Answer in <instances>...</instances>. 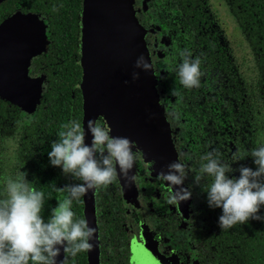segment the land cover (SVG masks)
Returning a JSON list of instances; mask_svg holds the SVG:
<instances>
[{
    "label": "flooded vegetation",
    "instance_id": "af4514ba",
    "mask_svg": "<svg viewBox=\"0 0 264 264\" xmlns=\"http://www.w3.org/2000/svg\"><path fill=\"white\" fill-rule=\"evenodd\" d=\"M246 3L251 14L244 25L240 17L241 0H132L153 65L156 90L173 149L177 160L179 158L189 169L184 187L191 186L192 197L181 204L169 203L175 189L157 176L161 170L167 171L173 157L165 160L146 154L136 144L140 156L129 173L136 176L134 183H130L117 166V178L111 185L98 192L90 190L79 202H73L74 219L86 220L95 233L90 240L92 249L74 258L69 254L67 264H94L95 259L96 264H259L250 249L237 248L236 244L230 249L214 245L206 230L209 235H218L217 229L209 227V221L217 219L222 209L208 205L205 191L211 177L205 176L199 186L194 183L201 158L207 153L218 152L224 163L239 169L247 167L252 150L264 145V54L254 45L252 3L250 0ZM81 12L82 6L77 44L67 48L69 42L64 40L62 56L57 48L51 49L54 34L48 29L45 18L39 16L46 24L49 46L45 53L33 57L28 67V77L35 80V84L40 81L41 87L40 103L35 111L27 113L0 99L6 107L17 110L19 121L16 129L8 114L5 127L0 126V162L6 164L8 171H22L19 164L11 163V158L17 160L21 141L27 135L22 129L25 126L37 127L35 131L46 139L48 147L59 139L61 126L70 120H78L84 128L80 89L83 77ZM185 49L202 61L201 70L205 74L199 88L184 89L178 83L176 69L182 62L180 53ZM51 52L55 55L54 62L52 59L47 63L46 55ZM71 62H74L73 72L65 75H79V80L66 84L64 92L55 89L51 77H61V70L67 71V63ZM173 86L180 89V96L170 95ZM54 91L60 99L70 96L58 112L65 120L54 127V135H48L36 120L40 111H47L46 96ZM97 93L100 95V91ZM95 99V119L111 129L113 115L102 111V97ZM123 137H126L125 132ZM234 155L238 156V162L233 160ZM59 174V181L54 184L56 189L81 183L65 176L62 169ZM239 176L238 171L229 174V178ZM60 198L61 193L57 191L54 208ZM61 249V261H64ZM225 250L227 254L221 257L219 253Z\"/></svg>",
    "mask_w": 264,
    "mask_h": 264
},
{
    "label": "clouds",
    "instance_id": "9594fccd",
    "mask_svg": "<svg viewBox=\"0 0 264 264\" xmlns=\"http://www.w3.org/2000/svg\"><path fill=\"white\" fill-rule=\"evenodd\" d=\"M180 56L182 62L176 69L179 85L184 89L199 88L205 74L200 57L193 58L187 49ZM135 67L154 75L153 65L143 55L137 58ZM132 78L139 80V72H134ZM170 95L180 96L181 91L173 86ZM61 129L59 139L52 143L48 153L51 165L81 183L57 189L61 198L46 222L41 214L44 193L30 186L27 173L20 171L14 179L8 178L0 194V264H67L69 254L74 258L78 253L90 251L95 229L84 219H74L73 202H79L90 190L98 192L111 185L117 178V166L130 183L137 179L129 173L140 149L129 138L111 135V129L97 119L87 122L91 145L86 143L85 129L78 120H70ZM251 157L256 170L245 166L233 169L220 159L218 152H209L201 158L194 183L199 186L205 176L211 177L205 191L207 202L210 208L222 209L219 217L222 230L250 220L264 221L258 214L264 206V145L252 150ZM233 160L238 162V156L234 155ZM234 171L240 173L239 178H229ZM188 173L179 158L167 166V171L159 172L157 179L175 189L169 203L181 204L191 199V186L184 187ZM61 248L65 260L58 262Z\"/></svg>",
    "mask_w": 264,
    "mask_h": 264
},
{
    "label": "water",
    "instance_id": "95a60500",
    "mask_svg": "<svg viewBox=\"0 0 264 264\" xmlns=\"http://www.w3.org/2000/svg\"><path fill=\"white\" fill-rule=\"evenodd\" d=\"M4 1L0 0V4ZM81 27L80 89L86 143L91 145L87 122L95 119L98 96L103 98L104 114L108 111L113 115V136L121 133L124 136L125 132L144 153L165 160L173 157V162L177 161L155 76L151 71L135 67L140 55L150 61L132 0H83ZM48 46L46 24L36 13L16 11L0 23L1 100L27 113L35 111L40 103L41 87L40 81L35 84L28 77V67L32 58L45 53ZM95 66L98 68L94 69ZM134 72H139V80L133 81ZM59 257L58 262H62V253Z\"/></svg>",
    "mask_w": 264,
    "mask_h": 264
},
{
    "label": "trees",
    "instance_id": "16d2710c",
    "mask_svg": "<svg viewBox=\"0 0 264 264\" xmlns=\"http://www.w3.org/2000/svg\"><path fill=\"white\" fill-rule=\"evenodd\" d=\"M250 2L252 3V31L254 32V45L261 49L264 54V0H250ZM81 6L82 0H5L0 4V23L16 11L36 13L39 16L42 15L48 24V29L54 34L52 37L53 46L51 49L57 48L60 52V56H62L65 54L64 40L69 42L67 48L73 47L77 44L79 12ZM241 6L243 9L240 15L241 22L245 25L247 16L251 14L249 13L251 11H249V6L246 3V0H241ZM54 58V52L48 53L46 55L47 63L52 59L54 62ZM73 64L74 62L67 63L68 70H61V77H51V85L54 86L55 89H61V91L64 92L66 90V84H71V82L79 80V75H65L66 72H73ZM51 73L52 71L50 74ZM69 96L70 95L68 94L67 98H69ZM46 97L49 100L47 103V111H40L36 122L41 129L48 132V135H54V127L58 126L59 123L65 120V118L58 116V112L62 109L60 105L65 104L67 98L65 100L60 99L57 91L52 92V95ZM7 115L11 116L15 128L17 129V126L19 125L17 110L15 108H8L6 107V104L0 102L1 127H5L4 121H6V117H8ZM36 128L35 126H29V128L25 126L22 128L27 135L23 137L21 141V147H19L17 153V160L16 158H11V163L19 164V170L27 173L26 178L31 183L30 186L44 193V206L41 214L47 222L51 215V210L55 206L57 189L54 184L56 180L57 182L59 181V169L61 168L51 165L48 156L51 147H48L45 144L46 139L42 138L43 136L39 131H35ZM2 154L4 156L6 155V152L4 151ZM6 159L7 158L4 160ZM5 165L6 164L0 162V194L3 193L5 181L8 178L14 179L17 173L20 172L8 171ZM247 167L256 170V165L251 156L248 160ZM206 209L210 212L209 208ZM258 214L264 217V206L261 207ZM221 215L222 210L220 212V216ZM219 217L209 221L211 222L209 227L213 226L211 228L217 229L218 235L212 233L209 235L207 233L208 230H206V235L210 236V240L214 242V245L222 249H230L233 244H236L237 248L250 249V254L255 257V261L258 260L257 263L264 264V221L250 220L246 224H237L231 229L222 230L219 227ZM210 231L213 232L212 229ZM219 254L223 257V254H227V250L220 252ZM241 254H245V252L239 253V256Z\"/></svg>",
    "mask_w": 264,
    "mask_h": 264
}]
</instances>
